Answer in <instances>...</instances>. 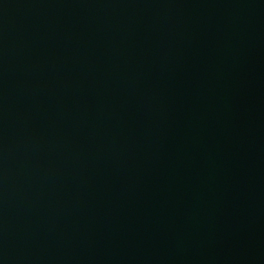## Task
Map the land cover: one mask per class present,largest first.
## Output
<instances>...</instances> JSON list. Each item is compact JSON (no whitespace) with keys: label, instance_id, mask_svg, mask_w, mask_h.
Wrapping results in <instances>:
<instances>
[{"label":"water","instance_id":"water-1","mask_svg":"<svg viewBox=\"0 0 264 264\" xmlns=\"http://www.w3.org/2000/svg\"><path fill=\"white\" fill-rule=\"evenodd\" d=\"M0 264H264V0H0Z\"/></svg>","mask_w":264,"mask_h":264}]
</instances>
